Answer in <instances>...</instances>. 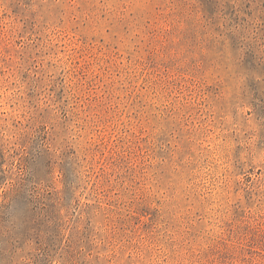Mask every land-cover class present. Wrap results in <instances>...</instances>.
Wrapping results in <instances>:
<instances>
[{
	"label": "rangeland",
	"instance_id": "rangeland-1",
	"mask_svg": "<svg viewBox=\"0 0 264 264\" xmlns=\"http://www.w3.org/2000/svg\"><path fill=\"white\" fill-rule=\"evenodd\" d=\"M0 264H264V0H0Z\"/></svg>",
	"mask_w": 264,
	"mask_h": 264
}]
</instances>
